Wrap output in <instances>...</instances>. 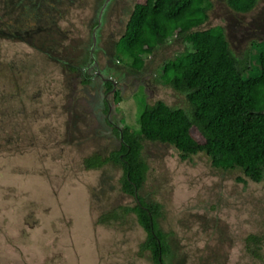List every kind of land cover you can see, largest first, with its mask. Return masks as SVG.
<instances>
[{
  "label": "rangeland",
  "instance_id": "1",
  "mask_svg": "<svg viewBox=\"0 0 264 264\" xmlns=\"http://www.w3.org/2000/svg\"><path fill=\"white\" fill-rule=\"evenodd\" d=\"M136 2L0 0V264H155L137 216L123 211L135 199L121 166H86L119 148L114 127L139 130L146 103L188 105L160 78L188 46L181 38L143 54L140 69L116 50ZM215 25L236 56L252 52L246 76L257 74L264 0L246 13L211 0L203 27ZM141 157L138 194L158 205L164 264H264V182L168 144L143 140Z\"/></svg>",
  "mask_w": 264,
  "mask_h": 264
},
{
  "label": "trees",
  "instance_id": "2",
  "mask_svg": "<svg viewBox=\"0 0 264 264\" xmlns=\"http://www.w3.org/2000/svg\"><path fill=\"white\" fill-rule=\"evenodd\" d=\"M256 1L225 0L238 13L250 11ZM210 3L137 0L116 50L131 58V68L140 69L143 54L168 39L181 38L188 46L163 64L160 78L183 93L188 105L176 107L161 100L146 103L138 117V131L114 127L118 138L122 137L119 148L105 159L95 156L94 162L86 161L89 168L108 161L121 166L122 190L135 199V205L123 211L137 216L146 231L143 247L151 252L155 264H164L162 257L169 251L154 219L158 205L145 202L138 194L148 170L141 157L143 140L171 145L181 158L203 152L216 169L238 167L253 182H264V41L256 56L259 72L247 77L252 52L236 56L222 26L203 27ZM106 86L110 90L111 83ZM192 128L203 142L191 135Z\"/></svg>",
  "mask_w": 264,
  "mask_h": 264
},
{
  "label": "flooded vegetation",
  "instance_id": "3",
  "mask_svg": "<svg viewBox=\"0 0 264 264\" xmlns=\"http://www.w3.org/2000/svg\"><path fill=\"white\" fill-rule=\"evenodd\" d=\"M94 36V39H95V33L93 34ZM95 74H98V76L100 77V78H102L103 79V77L101 76V74L100 73H97V72H95ZM107 82H110L111 83V90H112V88H113V81H111L110 79H108V78H106L105 80H103V84H104V87L107 89V86H106V83ZM103 105L105 106V107H107V108H109L110 109V105H109V103H107V102H105V103H103ZM107 123L108 124H112V123H110V121L109 120H107ZM111 126H113V124L111 125Z\"/></svg>",
  "mask_w": 264,
  "mask_h": 264
},
{
  "label": "water",
  "instance_id": "4",
  "mask_svg": "<svg viewBox=\"0 0 264 264\" xmlns=\"http://www.w3.org/2000/svg\"><path fill=\"white\" fill-rule=\"evenodd\" d=\"M122 137L120 136V139H121Z\"/></svg>",
  "mask_w": 264,
  "mask_h": 264
}]
</instances>
